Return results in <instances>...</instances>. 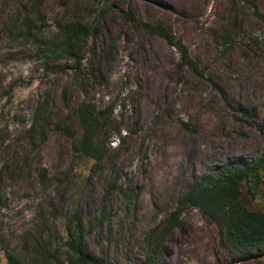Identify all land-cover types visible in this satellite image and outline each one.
I'll return each mask as SVG.
<instances>
[{"label": "rangeland", "instance_id": "obj_1", "mask_svg": "<svg viewBox=\"0 0 264 264\" xmlns=\"http://www.w3.org/2000/svg\"><path fill=\"white\" fill-rule=\"evenodd\" d=\"M34 4L28 38L20 24ZM77 17L95 29L80 69L63 60L46 69L40 50ZM139 21L168 28L196 70ZM45 101L53 122L82 105L107 114L98 167L74 150L77 120L74 137L50 123L34 145L29 130ZM244 115L264 131V0H0V264L6 253L55 264L37 244L62 252L78 209L98 264L143 261L147 237L189 187L264 154V135ZM242 190L250 209H263V184L254 197ZM102 207L107 221L95 222ZM164 248L160 264H264V255L232 254L195 208Z\"/></svg>", "mask_w": 264, "mask_h": 264}, {"label": "trees", "instance_id": "obj_2", "mask_svg": "<svg viewBox=\"0 0 264 264\" xmlns=\"http://www.w3.org/2000/svg\"><path fill=\"white\" fill-rule=\"evenodd\" d=\"M38 8L39 6L34 4L24 11L25 17L22 19L20 28L24 30L27 37L29 36L28 38L33 35L31 19L38 18ZM139 25L160 36L167 43L176 46L181 60L194 68L196 67L186 47L182 43L175 45L170 30L164 25L140 21ZM60 30L59 35L44 44V48L40 50L46 60V69L60 70L58 62L63 60L72 62L71 69L74 72L78 71L82 61L80 58L82 42L91 37L94 38L95 29L88 22L77 17ZM197 72L201 74V72ZM64 100L66 106H69V98L64 96ZM36 111L35 122L29 130L34 145H36L38 131L45 132L50 123H54L53 125L59 131L74 137V121L77 120L82 133L74 141V150L93 159L95 166L98 167L103 155L99 138L104 135L103 129L107 125V123L105 125L104 122H101L100 118L107 115L104 114L105 112H96L92 105H82L70 115H59V119L53 122L51 120L54 114L53 107L47 101L40 104ZM244 116L248 118L244 120L247 124L258 127L264 135V131L260 129L254 117ZM259 184L264 185V154L252 161L238 159L232 164L221 167L216 175L197 181L177 199L176 208L166 216L160 229L147 237L144 248L145 257L138 264H160L165 254L166 239L174 230L181 227V215L189 208L200 210L210 221L219 226L221 244L237 258L264 255V194L263 209L253 210L248 207L243 198L242 190L243 185H247L248 194L254 197ZM66 189L67 186H64L63 190ZM44 219H46L44 224L47 225L49 219ZM93 220L99 223L107 221L104 207L100 209L99 214ZM72 222L73 227L67 231L62 252L57 249L49 251L46 248L51 246L49 241L43 245L37 244L36 251L39 254L47 255L55 264H98L95 256L87 249L85 237L88 231L85 229L79 209L73 213ZM92 224L90 223L89 228L93 227ZM5 260L6 264H23L13 253H6ZM256 264L260 263L256 262Z\"/></svg>", "mask_w": 264, "mask_h": 264}]
</instances>
